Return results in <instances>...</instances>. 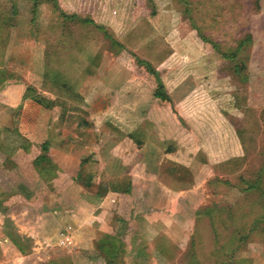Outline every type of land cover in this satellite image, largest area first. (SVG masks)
Masks as SVG:
<instances>
[{"label":"rangeland","instance_id":"rangeland-1","mask_svg":"<svg viewBox=\"0 0 264 264\" xmlns=\"http://www.w3.org/2000/svg\"><path fill=\"white\" fill-rule=\"evenodd\" d=\"M254 2L57 0L65 13L113 19L99 29L64 19L46 0H0V264H138L141 250L127 243L109 253L79 189L65 186L80 153L88 160L83 178L88 173L98 184L114 179L117 160L126 162L130 189L137 186L132 193L140 197L150 186L143 177L154 178L155 170L142 162L146 141L171 149L176 185L193 189L179 206L187 211L176 217L194 224L192 240L170 264H264V68L253 64L260 52L251 25L264 0ZM240 40L246 42L233 59L222 56ZM136 57L156 67L170 102L154 100L155 79ZM254 87L259 103L248 106ZM46 140L61 168L40 175L21 146L37 150ZM15 189L19 196H4ZM68 225L69 242L60 243ZM168 246L161 245L162 264L170 262Z\"/></svg>","mask_w":264,"mask_h":264},{"label":"crops","instance_id":"crops-1","mask_svg":"<svg viewBox=\"0 0 264 264\" xmlns=\"http://www.w3.org/2000/svg\"><path fill=\"white\" fill-rule=\"evenodd\" d=\"M118 1L120 2V4H123L121 3V0H118ZM262 7H264V4ZM104 8H105V4L102 2L98 6V9L101 12V10L103 11ZM262 9L263 8H261V10L260 9L257 10L251 16V25L253 28L256 29L254 31L256 35L255 37H253L252 40L253 42L255 41L254 42L255 44L253 43L254 46H259L258 50L260 52V55H257L254 57V59H258V60L253 61V64L256 67L260 66L256 70H261L262 68H264V11ZM101 17L104 19H101L100 17H95L94 15L93 17H91V19L97 24L101 22L103 24L104 23L111 24L113 22V19H106V17L102 15ZM112 24L114 25V22ZM118 34H121V32ZM124 35L125 34L122 31L121 36H124ZM117 41L120 42L118 39ZM101 65L98 66L97 68L104 69L106 72V75L115 74L111 70L114 67H110L109 65L108 66L107 65L101 66ZM122 69H123V66H122ZM120 79H121L120 84L123 85L124 80L127 79L125 76V73H121ZM253 89H254V92L248 93V97H247L248 106H255L256 105L255 103H259L257 102L258 101L257 90L255 87ZM2 90L0 89V102L2 100H5V95L3 96ZM249 90H252V88H249ZM15 99H17V96H15ZM155 99L157 98L154 97V100ZM21 101H24L22 97H21V100H19L18 102H21ZM26 106L27 105L23 106L22 107L23 109L21 110L24 111ZM14 109H16V107L11 106V107L5 108L3 112H5L4 114H6L7 112H10L8 110H14ZM9 124L11 125L10 122ZM12 125L15 126L14 120L12 122ZM75 146L77 147V145ZM142 146L143 147H141L140 150L143 155V160H142L143 165L145 167H148L151 165L152 167H155L154 168L155 170H151L153 171L154 175L152 176H154V178L149 179V178L143 177V179L150 182V186L149 188L147 187L148 189H145L139 192L140 197H135V195H133L134 192L132 191V189L134 187L137 188V186H135L134 184H133L132 189L128 188L127 193H124L120 190H113L108 185H105V184H98L99 183L98 181L94 183L96 179L93 180V184H94L93 186L89 188L84 187L79 181L75 180L77 178V172L80 168V160L85 158V156H83V154H80V153H78V158L76 157V159L72 161V164H71L72 171L70 170L68 172L69 174H71L70 176H72L71 179H69V181L70 180L71 181L69 182L68 185L66 184L65 187L73 186L79 189L80 191L78 194L79 201L82 200L83 202H85V205H87L88 210H89V216L93 218V221L96 224V227H93L91 229L95 230L97 234L102 236V238L106 242L109 253H112L114 250V247H116L117 245L120 244L121 246H125V243H127V246L133 247L134 249L136 248V250H139V249L141 250V252H138L137 254H135L134 260L137 261L138 264H141V263L150 264L149 262L151 263L154 262V264H162L161 262L164 261L165 256H163L164 253L160 252L161 245L163 242L166 241L170 245L168 247L171 250V253L169 255L170 262L168 263L167 262L168 259L166 258V264L167 263L170 264L171 262L173 263V261H175L177 257H179V254H182L183 252L181 251L183 250L182 248L188 246L190 241L192 240V236H190L189 234L192 235L194 233L193 231L194 224H191V223L186 224L184 220L177 221L176 217L179 212L183 213L187 211L186 209L182 211L181 208H179V206H181V203L184 202V200H186V195L188 197L189 195H191L190 191H192L193 189H191V186H188V185H187V188H185L182 185L181 186L176 185V182H178L177 180L180 177L177 176L178 174L177 175L172 174L169 170H171V167H173L174 164L177 165L178 161L176 160L177 162H175V160L170 158V152L165 153L157 144H151L147 141L144 142ZM83 147L88 148V146L83 145L80 148H78L79 151L86 150V149H81ZM51 151L52 150L49 147L50 156H51ZM63 151L66 152L67 150L63 149ZM149 157L151 158L148 159ZM51 158L57 166L59 167L61 166V163L58 160H56L52 156ZM117 158H118V155H117ZM12 160L15 163L17 162V159H15L14 157ZM68 160L69 159L65 161H68ZM117 166H121V167L119 168V170L116 171L115 175L111 176V178L128 176L129 181H130L131 177H129L128 175V168H126V162H123V160H117ZM167 169L168 171L166 172ZM165 173L169 175L170 180L171 179L174 180V185H171L172 183L169 182V179L167 178L164 180L161 179V177L165 175ZM196 175L198 176L199 174H196ZM191 177L192 179H194L193 175H191ZM131 181L133 182V179ZM73 184H76L77 187ZM91 188L93 189L92 190L93 192L89 191ZM15 192L17 194L13 195V197H17L20 195L18 194L16 189H15ZM84 192L86 193L88 192L90 194L89 195L90 201H87L83 198L85 196ZM154 197H157V199H155ZM151 205H156V206L155 208L154 207L150 208ZM148 209H152V210L148 211ZM145 218L148 221H145ZM85 222H89V221L85 220ZM150 231H154L152 233V238L150 235L146 236L145 234V233H149ZM177 231H179V233H177ZM175 232H176V236H173L175 235ZM161 236H164L163 238H165V240H162L159 243L160 244L159 245L157 241H158V238H161ZM144 238L149 239V241L146 242ZM147 244H148V247L143 250L142 248H144ZM174 247H175V250L172 249ZM173 251L176 252V254L175 256L172 257ZM136 252L137 251H134V253Z\"/></svg>","mask_w":264,"mask_h":264},{"label":"trees","instance_id":"trees-1","mask_svg":"<svg viewBox=\"0 0 264 264\" xmlns=\"http://www.w3.org/2000/svg\"><path fill=\"white\" fill-rule=\"evenodd\" d=\"M40 1L42 2L43 0H36V3H39ZM46 1L50 2V4L53 7V9L55 11H57L59 16L63 17L64 19L76 18V19L82 20L83 22L91 23V24H93L94 26H96L99 29H105L102 24L95 23L91 18L81 17V16H79L77 14L65 13L59 7V5L57 3V0H46ZM254 3H255V5L257 4V6H259V0H255ZM105 35L107 37H111V35H109L107 33H105ZM200 37H202V35ZM250 38H251V35L248 34L247 39H246V41L248 43L252 42ZM202 40L207 42L206 38H203ZM246 41L240 40L239 44L235 48V51H232L230 53H227L225 51L221 52L222 56L225 57V58L233 59L235 57V55L237 54L236 51L239 50L240 48H242V45ZM113 42H115V43L117 42V44L121 45V43H119L115 39H113ZM214 47H216V43H214ZM136 59H137V62H139L140 64H143L145 66V69L147 70V72L149 74H151L154 77V79H155V84L156 85H155V88L153 90V96L155 98L159 99L160 101L170 102L171 101V97L166 91L165 84L163 83V81L161 79L159 71L149 61L143 60V59H140V58H137V57H136ZM39 100L47 102V103H53V101H51V100H46V99L43 100L41 98ZM80 126H82V121L80 122ZM81 131H82V129H81ZM144 137H146V136L144 135ZM27 144L25 143L23 146H21V149H23L24 151L27 152V154H29L28 155L29 160H30L31 164L33 165V167L35 168L36 172H38L41 175V173L43 171L49 169L50 167L56 166V164L53 162V160H52V158H51V156L49 154L48 141H44L41 144L40 149H38V150L32 149L31 145H27ZM156 144L158 145V143H156ZM170 150L171 149L169 147H166L164 145L163 151L165 153H169ZM87 161H88L87 157H85V158L80 160V168H79V170L77 172V178L75 180L79 181L84 187L89 188V187L94 185L91 175L90 174L88 175V173H87L86 174L87 177H85V179L83 178V175H82V172H84V165H85V163ZM13 163H15V162H13ZM100 186H102V185H100ZM108 186L111 189H113V190H120V191H122L124 193H127L128 192V188H130L129 178H128V176H122V177L114 178V179L110 180V182L108 183ZM12 193H13V195L17 194L15 192V190H13L12 192L9 191V193H5L4 196L6 195L7 198L9 196L11 197ZM4 198H1L0 202L3 201ZM8 235H10V234L8 233ZM10 236L12 237L11 239L14 241V244L16 246H18L20 248V250H22L24 247H23L22 243L19 242L18 238L15 235H10Z\"/></svg>","mask_w":264,"mask_h":264},{"label":"built area","instance_id":"built-area-1","mask_svg":"<svg viewBox=\"0 0 264 264\" xmlns=\"http://www.w3.org/2000/svg\"><path fill=\"white\" fill-rule=\"evenodd\" d=\"M71 227H72L71 225H68V226L62 227L61 230H59L60 243L61 242L63 243L64 241H68L69 242L70 237L68 235L70 234V231L72 230Z\"/></svg>","mask_w":264,"mask_h":264}]
</instances>
